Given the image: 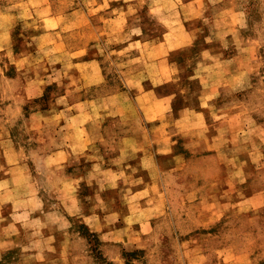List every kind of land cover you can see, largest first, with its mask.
I'll return each mask as SVG.
<instances>
[{
    "label": "rangeland",
    "instance_id": "1",
    "mask_svg": "<svg viewBox=\"0 0 264 264\" xmlns=\"http://www.w3.org/2000/svg\"><path fill=\"white\" fill-rule=\"evenodd\" d=\"M0 264H264V0H0Z\"/></svg>",
    "mask_w": 264,
    "mask_h": 264
}]
</instances>
